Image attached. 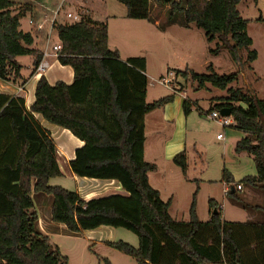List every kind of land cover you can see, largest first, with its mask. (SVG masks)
<instances>
[{
    "label": "trees",
    "instance_id": "obj_1",
    "mask_svg": "<svg viewBox=\"0 0 264 264\" xmlns=\"http://www.w3.org/2000/svg\"><path fill=\"white\" fill-rule=\"evenodd\" d=\"M116 1L127 8L128 19L155 24L152 2L168 5L167 25L179 24L189 29L195 24L205 32L209 43L218 42L211 51L213 55L227 50L232 60L240 64L241 55L247 50L244 64L248 69L258 59V53L250 51V21L238 11L243 0ZM17 4L20 11L15 13L13 8ZM45 6L41 0H0V80L18 83L23 70L17 62L19 57H34L36 72L43 52L31 49L34 37L20 30V20L25 14L34 13L36 7L44 10ZM179 15L183 17L181 21ZM32 17L40 20L38 15ZM57 31L62 45L58 60L74 70V82L52 86L42 76L31 110L85 143L70 162L76 176L116 181L127 195L86 201L77 192L50 186L52 179L62 177L54 140L27 112L23 99L0 95V124L9 121L22 146L16 168L0 167V264H69L60 248L37 229L39 215L32 198L34 193L53 198L52 222L64 225L71 234L80 235L102 226L135 234L138 248L124 242L109 244L137 264H264V99L250 88L231 86L239 73L219 75L210 66L208 74H176L190 75L200 88L209 84L227 91L228 97L217 99L219 104L210 113L231 110L234 128L245 135L236 144L235 152L251 155L256 167V175L245 177L242 184L263 194L259 206L241 199L237 191H232L237 187L232 186L227 194L234 205L256 211L261 220L224 221L221 208L211 200L212 216L204 223L197 214V190L190 221L177 222L170 215L171 202L162 201L160 193L150 185L148 174L156 167L144 158L145 117L172 103L174 95L147 103V60L135 57L123 62L118 51L109 49L106 24L84 18L76 24L60 25ZM184 111L187 116L191 112L188 102ZM174 163L187 173L185 154L177 155ZM224 180L234 184L227 171ZM105 264L112 263L105 260Z\"/></svg>",
    "mask_w": 264,
    "mask_h": 264
},
{
    "label": "rangeland",
    "instance_id": "obj_2",
    "mask_svg": "<svg viewBox=\"0 0 264 264\" xmlns=\"http://www.w3.org/2000/svg\"><path fill=\"white\" fill-rule=\"evenodd\" d=\"M46 1L49 4H46L45 9L39 8L43 15L50 12L48 8L58 7L62 2L61 0ZM250 2L252 0L243 1L240 7L241 17L245 19L260 18L258 10L253 12L254 15L248 14ZM16 7L14 12L17 13L19 5ZM65 9L67 11L81 9L86 11L85 19L91 18L94 22L106 24L109 31V49L119 51L124 61L135 57H143L147 60L148 102L157 101L172 95L171 93H177V91L179 93L184 91L182 95L192 101H197L196 104L193 103V111L189 116H186L182 109L186 119L185 127L188 130L185 144L191 165L187 175H184L180 168L171 161L164 159L160 162L162 170L169 175L168 179L175 182L174 220L185 223L190 221L189 208L193 195L199 189L198 186L200 189L197 193V214L202 222L210 221L209 202L213 199L221 208L223 219L228 222H247L249 216L254 220H261L260 214L256 211H245L232 206L225 193L227 185L223 182L224 169L235 171L238 178L245 174H256L253 157L249 154L238 156L235 152L234 141L229 140V135L236 130L232 127L224 129L209 117L213 101L217 100L216 98L228 97L227 91L214 88L209 84L205 88H200L190 75L188 77L182 75L177 77L176 75L179 72L191 71L196 74H208V68L212 66L219 75L239 73L237 82L231 86L234 89L247 90L245 80L248 76L244 78L243 74L248 75L250 72L247 64H244L248 51L244 50L241 55L243 64L234 62L227 50L213 55L211 51L217 48V41L209 43L205 32L195 24L191 25L189 29L183 28L179 24L167 25L170 6L154 1L151 6V14L155 20L157 19L159 25L148 21L128 19L127 8L116 0H68ZM251 9L253 10V6ZM182 18L181 15L178 16L179 21ZM23 26H26L25 21H23ZM57 34L58 31L55 28L51 41H54ZM248 34L254 41L250 51H256L259 57L256 69H264V24L255 22L250 25ZM33 60V57L30 56L17 58V62L23 66V76L28 77L31 70L35 69ZM170 72L176 79L170 84L173 90L160 84L161 79L167 78ZM258 97L264 99V91ZM220 134L225 137L224 140H218ZM165 137L167 139H164V142L168 143L170 140L168 135L166 134ZM66 173L68 172H64L63 178L54 180L50 186L76 192L78 188L76 183ZM237 180L235 184L230 185V190L232 186L236 187L240 183V180ZM90 188L97 192L101 190L99 186ZM256 193L259 197L254 196L251 201L245 197L246 194L244 195L243 192H237L246 203L259 206L262 204L260 193ZM43 201L46 203L42 204ZM35 202L41 219L38 231L43 232L51 244H56L60 248L62 254L68 257L69 264H105V260L112 264H137L133 258L109 244L124 242L138 248L139 239L132 232L126 229H113L112 237H109L110 233L103 235L106 240H112V242L89 241L88 235L71 234L64 225L52 222L53 198L51 196L41 195L36 198Z\"/></svg>",
    "mask_w": 264,
    "mask_h": 264
},
{
    "label": "crops",
    "instance_id": "obj_3",
    "mask_svg": "<svg viewBox=\"0 0 264 264\" xmlns=\"http://www.w3.org/2000/svg\"><path fill=\"white\" fill-rule=\"evenodd\" d=\"M243 1L238 6L239 12H240V7L243 4ZM41 2L44 5L49 4V2H47L46 0H41ZM252 2L249 3L250 7L248 8V14L254 15L253 12L258 10L260 12V18L251 17L250 19H246L250 21L248 25V29L250 25L254 24L255 22H258L257 21L258 19H262L260 24H264V0H252ZM252 6H253V10L251 9ZM16 8L17 7L15 6L13 10ZM19 11H20V6H19V10L17 11V13ZM33 15H38V19L39 18L41 19V17L45 16L40 12L39 7H36L34 13L29 12L25 14V16L20 20V30L23 31L24 33H31L33 35L34 44L31 47V49H36L43 53L44 51H46L49 54L47 58L43 59V61L47 63V69H45L42 73H37V72L34 73V69H32L31 74L28 77L23 76L21 72L22 78L19 79L18 83H10V82H5V81L0 80V95H6V96L13 97V98L23 99L25 101V107H26L27 112L34 117V119L38 122V124L42 127V129L48 135H50L51 139L54 140L55 142L56 157H57V162H58V165L62 173V178L65 175L64 172H68L66 174L70 175V178L74 180V182L76 183L78 187L76 192L84 200L90 201L92 199L104 198V197H109L112 195H123V196L127 195V193L123 190L121 184L116 181H103V180H96V179L81 178V177L76 176L70 168V162L75 159L76 151L82 148L85 145V143L81 141L80 139H78L77 137H75L69 130H66L60 126L52 124L46 121L40 114L32 112L31 107L33 106L36 100L35 98L36 87L42 76H45L48 82L52 86L56 85L58 82H63L68 85H71L74 82V70L70 66H63L59 62L58 57L55 56L52 50V45H56L60 43L58 34L56 37H54L53 39L54 41H51L50 36H48L49 28H47V30L43 32H36L35 29H33V27L29 25V19L32 18ZM240 15H242L241 12H240ZM23 21L26 22L25 27L23 26ZM135 21H138V20H135ZM156 25H159L158 21L156 22ZM52 34H51V38H52ZM49 40L50 42H48ZM253 45H254V41H253ZM119 55H120V52H119ZM120 59L123 62H125L121 58V56H120ZM258 60H259V57L254 63L250 65L251 69H249L250 71L249 74L247 75L245 73L244 75L246 77L248 76L246 78V83H245L247 88H250L256 91L257 95L259 96L264 91V69H261V70L256 69ZM33 66H34V60H33ZM146 75H147V72H146ZM172 79L174 81L176 80L174 77ZM148 87H149V79H148ZM148 87H147L146 101L147 103H150L148 102V92H149ZM257 88H260L261 90L259 89L257 90ZM169 89L173 90V87L171 86ZM182 93H184V91H181L180 93L178 91L177 93L176 92L171 93L172 95H174V101L172 103L166 105L162 109L155 110L147 114L145 117L146 143H145V150H144V158L147 163L153 164L156 167L154 171L148 174L149 183L155 190H157L160 193V197L162 201L171 202L170 215L172 216V218H173V209H174L175 201H176V196L174 195L175 193L174 183L175 182L168 179L169 175L162 170L160 166V162H162L165 159L167 161L173 162V164L177 166L174 163V158L177 155L183 153L187 157V165H188L187 173L191 167L189 163L188 151H187L186 144H185L186 132L188 130L185 127L186 119L183 115V112L185 113L184 104L188 102L191 106V112H190L191 114L193 111V108H192V106L194 105L193 103L196 104L197 101L195 102V101L190 100L189 98H186V96L182 95ZM216 99H219V98H216ZM212 104L214 107L215 105L219 104V102L214 100ZM182 109H183V112H182ZM231 120L233 122L232 128H234L235 124H234L233 117L231 118ZM9 126H10L9 121H4L3 123L0 124V167L10 166L12 168H16L17 163L22 155V146L21 144L18 143L15 134L11 131ZM232 132L233 133L229 135V138H230L229 140L234 141L233 143L236 148V144L241 139H243L245 135L243 132L238 131V130L232 131ZM166 134L168 135V138L170 139L168 143L164 142V139H167L165 137ZM245 154L246 153L238 154V156H244ZM177 167L180 168L179 166ZM225 171H227L230 174V177L233 178L234 184L236 181H238L237 179L240 180L239 181L240 183L236 186L237 189L235 191L243 192L244 195L246 194L245 197L249 198L251 201L254 196L259 197V195H257L256 193V192H259L261 203H263V194L261 191L242 184V180L245 177L255 176L256 174L255 175L245 174L241 178H238L235 171L233 170L228 171L227 169H224L223 182H225V184L227 185V188L225 189L226 194H228V192L230 191V184H228L224 180ZM187 173L186 174L183 173V174L187 175ZM56 179H59V178H56ZM56 179H52L50 181V184ZM197 182L199 184V181ZM91 186L93 187L99 186L101 187V190L99 192L94 191L93 189L90 188ZM239 186H242L241 190H238ZM198 188L200 189L199 186ZM199 189H198V192H199ZM41 195H44V194L34 193L32 195L35 209L39 215V222L37 224V229H38V226L40 225L41 219H40V212L39 210H37V205L35 201H36V198ZM41 200H44V199H41ZM213 201H216V200L213 199ZM44 203L46 202L43 201L42 204ZM230 203L232 206L242 209L241 207L234 205L231 201ZM191 205H192V202H191ZM190 209H191V206L189 208V214H190ZM221 213H222V210H221ZM209 215L211 219V216H212L211 209L209 211ZM247 219H248L247 222L254 220V218L250 216ZM240 223H245V222H240ZM113 229L114 228L112 227L102 226L93 231H85L82 234L88 235L89 241H93L96 243L105 242L108 240H106L105 236L103 235L110 233L109 237H112ZM41 233L43 234V232ZM108 242H112V240Z\"/></svg>",
    "mask_w": 264,
    "mask_h": 264
},
{
    "label": "built area",
    "instance_id": "obj_4",
    "mask_svg": "<svg viewBox=\"0 0 264 264\" xmlns=\"http://www.w3.org/2000/svg\"><path fill=\"white\" fill-rule=\"evenodd\" d=\"M16 1H22V0H16ZM61 4L54 8H48V11H50L47 15L44 17H41L40 20L35 21L34 18L29 19V25L35 29L36 32H43L49 28V34L51 39V34L55 31V28H57L60 25H72L81 22L84 19V15L86 14V11H82L79 9L78 11L72 10L67 11L65 9L66 2L68 0H61ZM65 22H70L66 23ZM50 42V40L48 41ZM52 50L56 57H59V53L62 51V45L61 43L53 45ZM49 54L44 51L43 53V59L47 58ZM45 69H47V63L42 60L40 65L37 67L36 72L42 73ZM174 74L172 72L169 73L167 78H163L160 81V84L163 86H166L168 88L171 87V82L173 81ZM210 119L218 122L224 129L230 128L233 126V122L231 120L232 117H224L220 114V111H214L210 113ZM219 140H223L224 136L219 135ZM242 186L238 187V190H241Z\"/></svg>",
    "mask_w": 264,
    "mask_h": 264
},
{
    "label": "water",
    "instance_id": "obj_5",
    "mask_svg": "<svg viewBox=\"0 0 264 264\" xmlns=\"http://www.w3.org/2000/svg\"><path fill=\"white\" fill-rule=\"evenodd\" d=\"M163 1L170 2L171 0H163ZM243 77L245 78V75L244 74H243ZM245 83H246V80H245ZM220 114L222 116H224V117H232L231 110L230 109H227V108L221 109L220 110ZM232 191L234 192L235 189H232ZM215 214H217V211H215Z\"/></svg>",
    "mask_w": 264,
    "mask_h": 264
}]
</instances>
